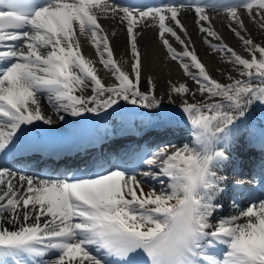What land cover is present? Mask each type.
<instances>
[{"label":"snow or ice","instance_id":"6c2138e0","mask_svg":"<svg viewBox=\"0 0 264 264\" xmlns=\"http://www.w3.org/2000/svg\"><path fill=\"white\" fill-rule=\"evenodd\" d=\"M186 8L194 9L209 47L237 73H225L227 82L214 78L197 55L179 19ZM221 8L237 25L229 28L248 56L223 43L212 27L208 9ZM241 9L264 31V0L144 7L118 0H0V153L11 151L23 126L54 123L42 97L56 113L76 117L115 110L121 101L159 108L151 76L141 90L142 26L158 28L171 59L196 85L168 90L170 100L181 98L190 124L182 146L166 144L54 176L0 167V264H264V198L233 199L230 213L219 214L226 178L217 169L228 159L223 144L255 102L264 104V42L248 34ZM101 19L125 25L130 71L114 57ZM81 38L94 46L113 83L106 84L84 54Z\"/></svg>","mask_w":264,"mask_h":264},{"label":"bare ground","instance_id":"6f19581e","mask_svg":"<svg viewBox=\"0 0 264 264\" xmlns=\"http://www.w3.org/2000/svg\"><path fill=\"white\" fill-rule=\"evenodd\" d=\"M245 26L247 28L248 34L251 35L252 39L255 42H264V31L260 30L258 26L252 23L245 10L241 9L240 12ZM209 15V14H208ZM211 18L212 27L216 32L222 37V42L228 44L231 48L237 51L239 54L248 56V53L242 46L241 41L234 35L230 30L229 24L233 28L237 27L235 22L229 20L226 12H218L216 14L209 15ZM179 19L184 27L187 29L188 34L191 37V43L195 47L196 53L201 59V61L206 65L209 73L216 79L221 82H227L225 73L231 72L233 76H236L237 73L232 71V65L226 62L222 54L219 52H214L212 48L209 47V44L205 40L204 33L199 31L200 25L197 23L196 15H191L185 12L183 15H180ZM117 21L111 19H101L100 23L109 33V40L113 48L114 57L121 61V66L126 70L130 71V65L132 63L131 51L128 42V36L126 29H120L116 25ZM204 26L207 27V22H203ZM179 32V28H177ZM115 33L113 35L112 33ZM138 36V47L142 53V77H141V90H147V77L151 76L153 81L156 84V94L158 98H163L164 101H169L168 90L171 84L178 83H187L190 88H195L196 85L194 82L190 81L188 77L185 76L182 68L176 63V61L169 58L167 50L163 49L162 41L157 36L155 29L151 27H144L137 29ZM168 39L173 44V47L177 51H183L182 46H180L174 38L168 36ZM86 41V38H81V41ZM212 43H220L212 37H208ZM88 42V43H87ZM86 44H83L82 48L84 54L89 56L92 60L96 61V67L99 69V75L104 79L106 84L113 83L114 81L111 78L110 73L106 72L103 69V66L99 62V58L91 57L93 54V49L91 44L87 41ZM127 61V63H123ZM90 95V91L86 92ZM161 99V101L163 100ZM197 100L200 99L199 96L196 97ZM172 101L181 102L180 97L172 96ZM127 102L124 101L123 104ZM148 190V189H146Z\"/></svg>","mask_w":264,"mask_h":264}]
</instances>
